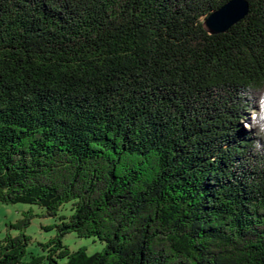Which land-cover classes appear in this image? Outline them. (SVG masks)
Segmentation results:
<instances>
[{
	"label": "trees",
	"instance_id": "16d2710c",
	"mask_svg": "<svg viewBox=\"0 0 264 264\" xmlns=\"http://www.w3.org/2000/svg\"><path fill=\"white\" fill-rule=\"evenodd\" d=\"M229 1L0 0V203L43 211L0 264H264V0L211 34Z\"/></svg>",
	"mask_w": 264,
	"mask_h": 264
},
{
	"label": "rangeland",
	"instance_id": "374dc122",
	"mask_svg": "<svg viewBox=\"0 0 264 264\" xmlns=\"http://www.w3.org/2000/svg\"><path fill=\"white\" fill-rule=\"evenodd\" d=\"M33 212L34 214L42 215V209L38 205H25V203H19L16 205L0 203V241L7 234V224L15 223L23 217V212ZM63 209L61 213H66ZM57 220L52 217H40L37 216L31 221V224L26 229L27 235L31 237L30 244L28 246V252L42 255L43 248L41 244H45L51 237L55 236L56 231L54 228L46 229L48 226L55 224ZM13 234H17L16 230L11 231ZM63 243L68 246L70 251L76 252L83 248L89 254L101 252L104 245L94 238H80L75 233L68 234L63 239Z\"/></svg>",
	"mask_w": 264,
	"mask_h": 264
},
{
	"label": "water",
	"instance_id": "95a60500",
	"mask_svg": "<svg viewBox=\"0 0 264 264\" xmlns=\"http://www.w3.org/2000/svg\"><path fill=\"white\" fill-rule=\"evenodd\" d=\"M249 5L248 0H230L206 18L205 25L211 34L226 33L234 24L246 18Z\"/></svg>",
	"mask_w": 264,
	"mask_h": 264
}]
</instances>
